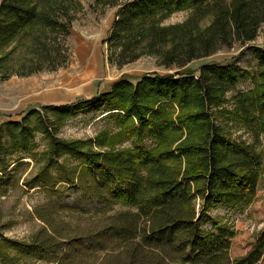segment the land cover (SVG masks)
Listing matches in <instances>:
<instances>
[{"label": "trees", "instance_id": "16d2710c", "mask_svg": "<svg viewBox=\"0 0 264 264\" xmlns=\"http://www.w3.org/2000/svg\"><path fill=\"white\" fill-rule=\"evenodd\" d=\"M94 2L119 6L107 61L122 66L145 55L176 70L142 73L135 82L123 76L91 98L30 108L19 121L0 124V152L3 146L5 156L29 152L39 132L48 145L31 187L47 186L56 170L57 182L83 191L92 208L135 210L109 215L96 231L68 239L41 230L22 243L0 234V264H21L24 257L96 264L87 254L104 249L110 253L97 264H264V46H251L252 71L229 60L190 67L255 40L264 26V0ZM81 9V0H0V79L63 68ZM182 10L188 14L182 21L163 24ZM247 80L250 89L236 90ZM90 105H106L114 129L90 138L57 136L66 119ZM230 123L252 140L234 138ZM6 186L0 182V190ZM217 205L250 206L253 222L262 224L233 257L236 230L210 217Z\"/></svg>", "mask_w": 264, "mask_h": 264}, {"label": "rangeland", "instance_id": "374dc122", "mask_svg": "<svg viewBox=\"0 0 264 264\" xmlns=\"http://www.w3.org/2000/svg\"><path fill=\"white\" fill-rule=\"evenodd\" d=\"M81 2L82 9L75 15L76 18L67 37L70 58L63 66L62 71L68 76L76 71L78 73L82 69L79 60L81 56L78 54V44L80 43L88 48L84 51V58H90L93 54L95 56L96 63L94 65L97 67V71L90 76L87 75V84L93 80L96 90L98 87L109 88L112 81L123 76H129L135 82V78L142 73L156 71L167 74L176 70L175 66L168 68L160 66L154 57L145 55L122 66L107 61L109 51L106 39L119 6H101L97 5L94 0H81ZM187 15L186 10L174 12L163 21V24L180 22ZM251 46H264V26L260 29L255 40L250 43L243 46L235 44L228 49L222 48L207 59L190 64V67L197 69L205 61L226 62L229 60V62L252 71L256 66V60ZM235 88L239 91L250 89L251 83L247 80L237 84ZM233 93V91L229 92L227 98ZM82 96L91 98V96ZM76 97L79 98L80 95ZM74 100L75 98L71 95L69 102ZM231 106L232 103L227 102V107ZM107 109L106 105L87 106L84 110L66 119L57 131V136L63 139L90 138L102 129H114L113 121L104 113ZM23 115L17 119L7 120L19 121ZM228 127L234 138L244 141L252 140L249 132L231 123ZM33 139V146L29 152H15L5 156L4 146L2 147L3 151L0 152V166L7 164L6 169L0 167V182L7 184L5 189L0 190V234L3 238L22 243L30 242L41 230L61 239L84 236L105 225L106 217L109 215L135 210L133 207H122L117 204L106 210L92 208L89 205L87 194L84 195L83 191L74 193L71 188H67L68 185L65 183L57 182L58 173L56 170L51 171L54 181L46 177L47 186L33 184L35 186L31 187L29 184L37 177L42 165L40 155L48 145V140L39 132L35 133ZM126 145H130V142H126L124 146ZM65 160L61 159L60 161L64 162ZM69 162L70 160H66V163ZM251 209L250 206L242 209L236 206L230 208L225 205H217L209 211L212 219L226 223L236 230L230 248L232 257L241 253L244 237L252 230L262 226V224L256 226L253 222L250 215ZM201 224L205 229L211 228V223L208 220L203 219ZM109 253V249H104L87 254L88 261L97 264L104 255ZM21 264L57 263L34 257H24Z\"/></svg>", "mask_w": 264, "mask_h": 264}, {"label": "crops", "instance_id": "0c3cea01", "mask_svg": "<svg viewBox=\"0 0 264 264\" xmlns=\"http://www.w3.org/2000/svg\"><path fill=\"white\" fill-rule=\"evenodd\" d=\"M78 54L81 56L79 72H73L70 76L63 72V68L56 71L38 72L30 76H10L0 79V124L7 119L19 118L29 108L37 105L64 104L71 101V95L94 96L107 91L109 88H95L94 82L87 84V75L94 74L97 67L94 54L90 58H84L88 48L78 44ZM62 71V72H61Z\"/></svg>", "mask_w": 264, "mask_h": 264}]
</instances>
